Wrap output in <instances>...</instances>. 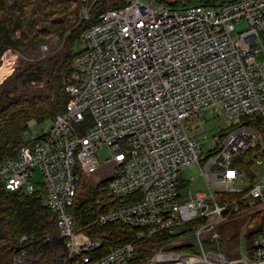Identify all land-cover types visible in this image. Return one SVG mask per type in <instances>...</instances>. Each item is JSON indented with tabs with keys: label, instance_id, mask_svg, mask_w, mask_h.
<instances>
[{
	"label": "built area",
	"instance_id": "1",
	"mask_svg": "<svg viewBox=\"0 0 264 264\" xmlns=\"http://www.w3.org/2000/svg\"><path fill=\"white\" fill-rule=\"evenodd\" d=\"M95 1L80 0L79 19H90ZM121 1L81 33L65 107L43 133L0 159V185L19 196L43 188L42 205L54 213L64 249L60 264L135 259L132 242L101 254L100 239L77 231L69 209L82 176L106 182L92 225L121 223L137 239L163 233L142 264H264V229L249 245L246 226L240 229L238 258L203 245L221 240L217 230L228 210L264 220V0L185 8ZM239 22L247 28L232 36ZM6 54L11 71L3 81L17 57L8 48L0 65ZM208 111L225 119L213 125H220L215 145L203 154L209 126L187 127V120ZM102 147L104 160L97 156ZM193 164L198 184L182 176ZM33 261L21 249L12 264Z\"/></svg>",
	"mask_w": 264,
	"mask_h": 264
},
{
	"label": "trees",
	"instance_id": "2",
	"mask_svg": "<svg viewBox=\"0 0 264 264\" xmlns=\"http://www.w3.org/2000/svg\"><path fill=\"white\" fill-rule=\"evenodd\" d=\"M72 1H77V4L73 6ZM158 1L175 8H185L193 5H220L237 0ZM79 2L0 0V52L6 47L22 52L33 51L41 43L44 44L45 37L50 34H55L61 42L55 53L18 67L0 84V159L5 155H14L25 144L23 134L28 130L29 122H45L63 110L68 101L65 88L69 83L71 61L75 55V39L93 23L99 12L122 4L121 0H96L90 11V19L84 20L78 16ZM16 30L19 35L14 38ZM35 79H43V84L34 88L32 82ZM105 183L93 185L87 177H81L75 202L69 209L76 229L100 239L101 254L114 244L132 242L136 254L129 264H142L151 251L162 243L163 233L137 239L135 229L121 223L88 225L97 212L103 191L101 188ZM42 195L41 186L30 195L19 196L0 185V264H10L9 255L21 249H25L34 258L32 264L61 263L58 246H62L56 242V217L42 205ZM263 229L264 220L260 229L247 235V245ZM21 236L27 239L20 245Z\"/></svg>",
	"mask_w": 264,
	"mask_h": 264
},
{
	"label": "rangeland",
	"instance_id": "3",
	"mask_svg": "<svg viewBox=\"0 0 264 264\" xmlns=\"http://www.w3.org/2000/svg\"><path fill=\"white\" fill-rule=\"evenodd\" d=\"M246 28H247V25L245 24V22L236 23L235 24V30L232 32V36L236 35L238 32H240ZM13 34H14V38H17L19 35V32H18V34H15V33H13ZM45 41L46 42H43V43L48 46V50L46 51L45 54H43V52L41 51V48H40V46L43 45L42 43L39 47L35 48L33 51H26V52L23 51L22 52V51H19L17 49H14L12 47H6L4 50H2L0 52V54L3 53L8 48L12 49V51L17 54V57L15 59V70H16L18 67L23 66V65L27 64L28 62L37 61L39 59H42L46 55H50V54L55 53L61 44L59 38L55 34H50V35L46 36ZM73 47L77 52L81 51L84 48V43L81 42V36H79L75 39V41L73 43ZM0 48H1V46H0ZM15 70H14V72H15ZM8 71L9 70L7 69V72ZM2 78H3V76L0 77V81L2 80ZM2 82H3V80H2ZM32 84H33L32 86L34 88L39 87L43 84V79H37V80L35 79L34 82H32ZM217 113L218 114L213 113L211 111H208V112L199 114L198 117H193V118H190L189 120H187L188 121L187 127H189V126L194 127L199 123L201 124L200 127H202V126L208 127L209 126V130L207 132L208 142L200 144L201 152L203 154L208 153L209 150L211 148H213L215 145L213 135H215L216 133L219 132L220 125H216V126H213V125L217 124L218 122L223 121L225 119V115L222 112H217ZM48 125H49V120H46L45 122H41V123H37L34 121L29 122L28 130L23 134V138L26 140L31 136L40 135L41 133H43L48 128ZM97 156L100 160L106 159L108 157V153H107L106 148L105 147L100 148L97 151ZM261 168L262 167H259V166L253 167V169L255 171H259ZM199 173H200V169L198 168V166L196 164H193L192 166L186 167L182 171V176L185 180H190L193 178L194 179L193 183L198 184L201 182V176L199 175ZM40 179H41V175L38 173V174H36V177L33 178V182H35L37 180L40 181ZM91 181H93V180H91ZM101 190H102V188H101ZM101 194H103V191H101ZM97 209H98V206H97ZM243 214H244L243 210H241L240 212H237V213H232L231 211L228 210L226 213L228 220H225L223 223H221L219 225V229L217 230V232L221 236V240H219V242H216V241L209 242L208 240H205L203 242L204 247L206 249H214V250L219 249L224 254H226V256L228 258H238L240 255H239V252L234 249V246H237V244L239 243V231H240V229L243 226H246L244 242L247 243V235L249 233L255 232L257 229H260L261 225H262V221H263V220L262 221H260V220L259 221L258 220H247V216H245ZM91 220H93V218ZM91 222H89L88 225H90ZM209 236H211V232L208 233V237ZM56 242L61 243L58 231H57ZM58 248H59L58 253L61 254V261H62L64 249H63V246L62 247L58 246ZM17 252H19V251H17ZM25 252H26V250H25ZM16 253H12L11 255H9L10 264H12L13 256ZM28 255H30V254H28Z\"/></svg>",
	"mask_w": 264,
	"mask_h": 264
},
{
	"label": "bare ground",
	"instance_id": "4",
	"mask_svg": "<svg viewBox=\"0 0 264 264\" xmlns=\"http://www.w3.org/2000/svg\"><path fill=\"white\" fill-rule=\"evenodd\" d=\"M10 59H11V55H9V54H6L5 56H4V58H3V63L0 65V77H2L3 76V78L7 75V74H9L10 73V71H11V67H10ZM7 69L9 70L8 72H7ZM6 73V74H5ZM5 74V75H4ZM3 78H2V80H3ZM1 80V81H2ZM0 81V82H1Z\"/></svg>",
	"mask_w": 264,
	"mask_h": 264
}]
</instances>
